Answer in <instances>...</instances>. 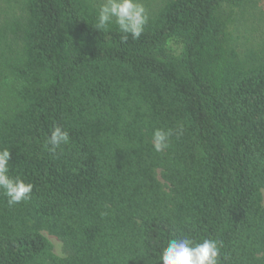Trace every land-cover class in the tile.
<instances>
[{
  "label": "trees",
  "instance_id": "1",
  "mask_svg": "<svg viewBox=\"0 0 264 264\" xmlns=\"http://www.w3.org/2000/svg\"><path fill=\"white\" fill-rule=\"evenodd\" d=\"M141 3L148 24L122 42L93 27L99 0H0V149L33 185L14 206L0 192V264H158L178 237L264 264L261 3ZM57 125L70 140L53 155Z\"/></svg>",
  "mask_w": 264,
  "mask_h": 264
},
{
  "label": "clouds",
  "instance_id": "2",
  "mask_svg": "<svg viewBox=\"0 0 264 264\" xmlns=\"http://www.w3.org/2000/svg\"><path fill=\"white\" fill-rule=\"evenodd\" d=\"M148 15L141 0H99L93 27L108 31L112 25L117 26L122 33V42L130 35L134 40L140 38L148 24ZM182 135L183 127L174 133L171 129L165 131L157 128L152 133V146L156 152L169 147L173 135ZM69 133L60 126H55L46 137L44 149L55 155L57 149L67 144ZM11 154L8 148L0 149V192L7 198V204L14 206L31 199L33 185L25 183L19 177L9 175V160ZM220 242L205 238L195 242L188 237L170 239L161 250L158 264H219Z\"/></svg>",
  "mask_w": 264,
  "mask_h": 264
},
{
  "label": "rangeland",
  "instance_id": "3",
  "mask_svg": "<svg viewBox=\"0 0 264 264\" xmlns=\"http://www.w3.org/2000/svg\"><path fill=\"white\" fill-rule=\"evenodd\" d=\"M261 3V6L264 10V0H259ZM248 26L252 27L254 29L253 37L255 38V41L257 42H264V15H257L254 19L251 21H248ZM240 44V47L246 51L247 47L242 43L241 40L238 41ZM246 45H249L248 42L244 41ZM245 53V52H244ZM44 236L48 240H50L52 246H53V252L57 255H62V243L61 241L54 235H51L47 233L46 231L42 232Z\"/></svg>",
  "mask_w": 264,
  "mask_h": 264
}]
</instances>
